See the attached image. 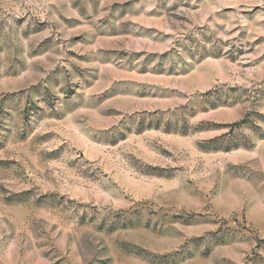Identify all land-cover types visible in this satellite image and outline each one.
Returning a JSON list of instances; mask_svg holds the SVG:
<instances>
[{
  "label": "rangeland",
  "instance_id": "obj_1",
  "mask_svg": "<svg viewBox=\"0 0 264 264\" xmlns=\"http://www.w3.org/2000/svg\"><path fill=\"white\" fill-rule=\"evenodd\" d=\"M0 264H264V0H0Z\"/></svg>",
  "mask_w": 264,
  "mask_h": 264
}]
</instances>
